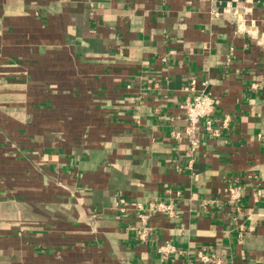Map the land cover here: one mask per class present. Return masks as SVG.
<instances>
[{
  "label": "crops",
  "instance_id": "1",
  "mask_svg": "<svg viewBox=\"0 0 264 264\" xmlns=\"http://www.w3.org/2000/svg\"><path fill=\"white\" fill-rule=\"evenodd\" d=\"M202 83L231 122L199 123L191 155L181 106ZM155 201L175 215L139 242L135 205ZM200 251L264 264V0H0V264Z\"/></svg>",
  "mask_w": 264,
  "mask_h": 264
},
{
  "label": "built area",
  "instance_id": "2",
  "mask_svg": "<svg viewBox=\"0 0 264 264\" xmlns=\"http://www.w3.org/2000/svg\"><path fill=\"white\" fill-rule=\"evenodd\" d=\"M206 83H202L203 89L201 92L193 96L191 101L184 103L181 106L183 115L188 125L185 128V137L189 142L190 150L189 153L193 155L196 152L198 145V139L196 133L198 131V124L201 123L203 132L212 137H219L222 129H225L230 124L231 120L228 116L221 119V123L216 126L213 123V117L216 109V101L211 94L205 91ZM194 81H191L184 87L185 91H193ZM174 138H179V134H175ZM191 163V161H190ZM243 193L242 188L238 183L229 185L226 190V201L236 212L241 211V201ZM125 200L120 198L114 204L116 210H124ZM137 211L138 225L133 227L135 238L139 242H145L151 234V228L148 225L150 215L162 214L168 217L175 215V209L173 202L155 201L149 202L147 205H135ZM159 252L162 255H168L177 253L176 247L170 244H165L160 247ZM197 259L199 264H224L223 261L215 255H209L202 251L197 253Z\"/></svg>",
  "mask_w": 264,
  "mask_h": 264
}]
</instances>
